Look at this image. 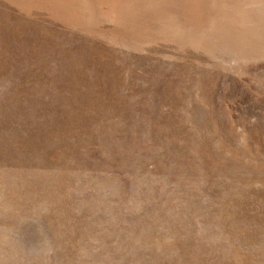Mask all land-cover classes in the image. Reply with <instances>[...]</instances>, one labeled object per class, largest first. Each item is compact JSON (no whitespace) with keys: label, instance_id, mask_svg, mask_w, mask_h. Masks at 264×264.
<instances>
[{"label":"rangeland","instance_id":"obj_1","mask_svg":"<svg viewBox=\"0 0 264 264\" xmlns=\"http://www.w3.org/2000/svg\"><path fill=\"white\" fill-rule=\"evenodd\" d=\"M0 264H264V0H0Z\"/></svg>","mask_w":264,"mask_h":264}]
</instances>
